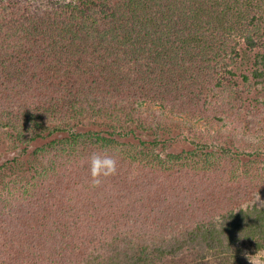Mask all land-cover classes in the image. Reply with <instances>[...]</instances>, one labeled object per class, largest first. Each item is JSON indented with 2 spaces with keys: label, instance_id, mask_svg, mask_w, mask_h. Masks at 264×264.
Instances as JSON below:
<instances>
[{
  "label": "trees",
  "instance_id": "1",
  "mask_svg": "<svg viewBox=\"0 0 264 264\" xmlns=\"http://www.w3.org/2000/svg\"><path fill=\"white\" fill-rule=\"evenodd\" d=\"M184 115L194 149L125 156L129 123L159 138ZM86 116L112 131L81 130ZM7 126L24 145L64 134L0 193L39 232L9 242L12 264H251L244 246L264 252V162L248 163L264 154V0H0ZM93 155L115 161L99 183Z\"/></svg>",
  "mask_w": 264,
  "mask_h": 264
},
{
  "label": "rangeland",
  "instance_id": "2",
  "mask_svg": "<svg viewBox=\"0 0 264 264\" xmlns=\"http://www.w3.org/2000/svg\"><path fill=\"white\" fill-rule=\"evenodd\" d=\"M104 34L105 32H103L102 38ZM150 62L154 65L152 61ZM133 66L135 67V64L126 68ZM141 75L144 76L143 73ZM185 117V115L171 117L167 124L168 129L159 138L129 123L128 133L118 137L119 142L126 151L125 156L128 158L135 156L139 158H150L154 154H159L161 158L165 159L170 153L178 154L182 153L183 150L194 149V145L191 142L194 134L190 132V129L181 120V118ZM111 120L108 116H99L98 118L86 116L78 123V127L81 130L112 131L111 124L114 123ZM69 121L70 119L67 120V122ZM196 125L200 127L201 123H196ZM16 132V130L8 126L0 129V193L7 183L20 181L21 179L25 181L30 179L33 174L32 162L38 159L37 152L41 151L43 147H49L58 139H63L62 137H64V134H57L24 145L17 139ZM256 160L260 165L256 164L255 161L248 162L252 164L249 173L257 172L258 169H261V164L264 162V154L262 153ZM77 174L71 178L68 177L66 182L69 184L72 183ZM25 214L26 211L22 212L14 206L8 207L7 209L0 208V264H5L7 258H9V262L12 264L11 259L14 258L13 255L4 259L8 253H13L9 242L15 241L16 244V242H22V239H24L28 244L32 239L35 242L39 238V232L38 234H32L30 226L25 224ZM27 218L29 219L30 216L27 215ZM13 234H15L16 240ZM18 235L25 236H21L18 241ZM255 254L252 252L250 245L244 246L243 255H245L246 259H248V256H254ZM258 255L264 258V252H260ZM16 262V260H13V263ZM193 262H195L194 254L179 258L175 262H166L165 264H193Z\"/></svg>",
  "mask_w": 264,
  "mask_h": 264
},
{
  "label": "clouds",
  "instance_id": "3",
  "mask_svg": "<svg viewBox=\"0 0 264 264\" xmlns=\"http://www.w3.org/2000/svg\"><path fill=\"white\" fill-rule=\"evenodd\" d=\"M115 172V161L110 158H103L99 155H93L91 160V173L96 183H99L98 177L107 176ZM247 255V254H246ZM251 264H264V258L257 253L254 256L247 257Z\"/></svg>",
  "mask_w": 264,
  "mask_h": 264
}]
</instances>
